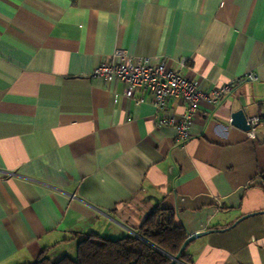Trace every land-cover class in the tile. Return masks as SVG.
Returning <instances> with one entry per match:
<instances>
[{
  "label": "crops",
  "instance_id": "obj_1",
  "mask_svg": "<svg viewBox=\"0 0 264 264\" xmlns=\"http://www.w3.org/2000/svg\"><path fill=\"white\" fill-rule=\"evenodd\" d=\"M115 48L208 94L183 145L149 96L91 77ZM238 109L262 116L254 138L231 124ZM157 205L188 235L213 230L189 264H264V0H0V264L136 235Z\"/></svg>",
  "mask_w": 264,
  "mask_h": 264
},
{
  "label": "built area",
  "instance_id": "obj_2",
  "mask_svg": "<svg viewBox=\"0 0 264 264\" xmlns=\"http://www.w3.org/2000/svg\"><path fill=\"white\" fill-rule=\"evenodd\" d=\"M248 76L252 77V74ZM91 77L104 82H110L113 79L122 82L124 97L133 98L137 103L143 102L145 95L149 96L156 109V124L173 127L174 142L177 145H183L190 136V126L197 106L208 97V94L199 90L192 80L171 68L166 60L129 56L121 48H115L110 59L96 65L91 72ZM237 81L239 80L228 81L212 90L213 99L230 94ZM137 89L140 96L134 97ZM171 98H178L184 102V110L180 116L172 115L167 111L168 100ZM261 118L260 114L247 117L248 137L254 138Z\"/></svg>",
  "mask_w": 264,
  "mask_h": 264
},
{
  "label": "trees",
  "instance_id": "obj_3",
  "mask_svg": "<svg viewBox=\"0 0 264 264\" xmlns=\"http://www.w3.org/2000/svg\"><path fill=\"white\" fill-rule=\"evenodd\" d=\"M188 233L176 223L170 208L155 206L143 219L136 235L117 239L104 238L89 232L78 241L75 257L50 260L41 255L26 264H168ZM180 263H190L185 249Z\"/></svg>",
  "mask_w": 264,
  "mask_h": 264
},
{
  "label": "water",
  "instance_id": "obj_4",
  "mask_svg": "<svg viewBox=\"0 0 264 264\" xmlns=\"http://www.w3.org/2000/svg\"><path fill=\"white\" fill-rule=\"evenodd\" d=\"M231 124L244 130L247 131L249 129V125L247 124V116L245 115L244 111L242 109L235 110L234 112L231 113ZM213 231V230H205L201 232H196L193 234L187 235L183 243L181 244L178 252L171 257V260L168 264H176L180 262V255L182 251L185 249L187 244L194 240L196 237H200L202 235H205L206 233Z\"/></svg>",
  "mask_w": 264,
  "mask_h": 264
}]
</instances>
